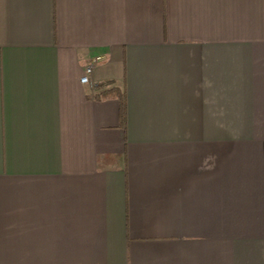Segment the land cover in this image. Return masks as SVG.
<instances>
[{"label":"crops","instance_id":"obj_1","mask_svg":"<svg viewBox=\"0 0 264 264\" xmlns=\"http://www.w3.org/2000/svg\"><path fill=\"white\" fill-rule=\"evenodd\" d=\"M0 264H264V0H0Z\"/></svg>","mask_w":264,"mask_h":264},{"label":"built area","instance_id":"obj_2","mask_svg":"<svg viewBox=\"0 0 264 264\" xmlns=\"http://www.w3.org/2000/svg\"><path fill=\"white\" fill-rule=\"evenodd\" d=\"M101 57L93 58L88 66L85 67L84 75L81 78L82 84H92L91 83V75L93 74L94 67L102 62Z\"/></svg>","mask_w":264,"mask_h":264},{"label":"trees","instance_id":"obj_3","mask_svg":"<svg viewBox=\"0 0 264 264\" xmlns=\"http://www.w3.org/2000/svg\"><path fill=\"white\" fill-rule=\"evenodd\" d=\"M120 104H121V117L124 120L125 119V97L124 95H119Z\"/></svg>","mask_w":264,"mask_h":264}]
</instances>
